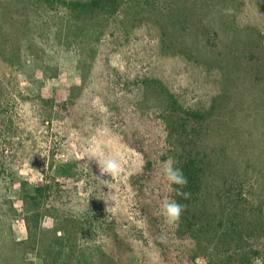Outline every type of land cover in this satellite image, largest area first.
<instances>
[{"label":"rangeland","instance_id":"obj_1","mask_svg":"<svg viewBox=\"0 0 264 264\" xmlns=\"http://www.w3.org/2000/svg\"><path fill=\"white\" fill-rule=\"evenodd\" d=\"M141 1L140 12L128 2L125 15L101 20L97 36L90 24H37L45 10L0 0V264L42 263L20 244L22 191L47 183L65 193L41 202L42 240L69 231L70 263L167 264L151 207L166 186L162 162L183 149L213 172L196 227L179 237L182 219L165 222L177 253H197V224L215 220L216 229L225 206L238 205L247 227L264 222V0ZM199 111L207 121L195 132ZM144 128L160 162L145 196L136 181L145 160L129 144ZM88 151L117 158L121 175L105 183ZM255 240L264 245V228ZM255 258L264 264L262 256L250 264ZM239 259L228 251L193 264Z\"/></svg>","mask_w":264,"mask_h":264},{"label":"trees","instance_id":"obj_2","mask_svg":"<svg viewBox=\"0 0 264 264\" xmlns=\"http://www.w3.org/2000/svg\"><path fill=\"white\" fill-rule=\"evenodd\" d=\"M128 2H132L139 12L144 10L141 0H27L28 7H31L36 13L40 10H45V14H48L45 15L46 17H37L35 19L37 24H42L44 21L50 19L54 22L59 21L64 23L69 28L74 25L79 27L90 24L92 26L90 31L97 36H100L102 31L101 26L97 24L106 18L110 20L113 17L115 19L118 18L123 13L125 15L124 6ZM60 8L64 11L62 17L59 18L58 16H51L49 14V10L54 9L58 11ZM64 40L68 41L66 38ZM173 102L175 105L177 104V101ZM193 118L196 120L193 129L196 132L197 128L204 127L207 116L205 113L199 111L193 114ZM173 129L179 132L183 130V127L180 125L173 127ZM148 133L150 131L144 128L141 130L138 138H134L129 142L133 148L143 155L145 160L143 172L136 177V181L140 184L139 192L144 196L146 195L144 193L146 192V183L152 182L160 174V162L154 156V145L151 143V135H148ZM174 161H176L174 166L182 170L183 175L188 181L182 191L192 193L191 198L184 200L178 196L174 189L179 186L172 185L173 190H170L167 181L164 187L166 190L163 191L164 188L162 187L161 189L158 186L155 194L160 198L161 202L165 198H168L186 205L181 216L182 220L179 222L180 225L177 228L179 237H186L188 231H192L196 227V222L202 217L200 204L197 203L205 196V192L208 190L207 183L213 171H208L210 163H207L205 158L200 154H194L185 149L181 151L180 158ZM22 193V203L26 210L24 222L28 236L20 244L29 246L41 260V264H72L70 263L71 259L68 249L73 243L72 234L65 229L57 230L54 238L50 242L44 243L42 240L44 232L40 230V222L43 217L41 202L49 198H58L59 200L64 197L65 192L60 189L59 185H49L47 183L42 187L32 190L23 189ZM225 208L227 210L221 211L223 214L226 213L227 217L218 220L216 229L214 227L215 220H210L211 224L208 225L207 221L202 226L197 224L198 227H201V230L197 234H192V236L195 238L198 252L193 253L189 251L187 254L181 255L175 251V243L171 242L172 237L163 229L166 227V223L164 217L160 214V205L156 208L151 207L154 238L156 244L160 247L161 255L165 262L167 264H193L202 255L214 257L215 259L220 258L222 253H228V251H232L233 254L240 257V264H250L251 258L254 256H262L264 259V245L257 244L255 240L256 231L259 228H264V222L260 221V225L258 226V220L254 219L251 227H247L244 225V214L239 210L238 205L232 204L231 206H225ZM214 230L217 231L215 232ZM59 232L60 235H58ZM198 234L200 235L198 236ZM242 243L245 245L242 246ZM246 246H248V249ZM231 258L234 257L231 256ZM228 262L232 263L231 261Z\"/></svg>","mask_w":264,"mask_h":264},{"label":"clouds","instance_id":"obj_3","mask_svg":"<svg viewBox=\"0 0 264 264\" xmlns=\"http://www.w3.org/2000/svg\"><path fill=\"white\" fill-rule=\"evenodd\" d=\"M86 155L88 156L90 162L95 160L98 166V176L105 183H107L108 180H115L121 175L122 165L117 158L105 156L102 153L95 151H88L86 152ZM175 164L176 161L172 158L163 161L161 169L162 173L168 182L169 189L173 190L172 185L179 186L174 189L176 194L184 200H189L192 193L182 191L188 183L187 178L183 175V172L179 167L174 166ZM104 177H107V179ZM185 208V204L178 203L176 200L165 198L160 204V214L164 217L166 223L175 224L179 222ZM254 264H261V260L259 258H255Z\"/></svg>","mask_w":264,"mask_h":264}]
</instances>
